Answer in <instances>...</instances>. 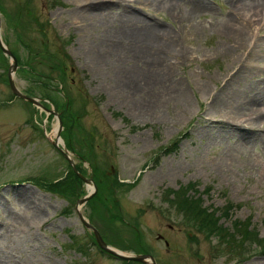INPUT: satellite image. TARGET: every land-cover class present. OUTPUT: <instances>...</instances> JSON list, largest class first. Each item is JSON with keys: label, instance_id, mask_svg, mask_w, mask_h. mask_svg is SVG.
Returning a JSON list of instances; mask_svg holds the SVG:
<instances>
[{"label": "rangeland", "instance_id": "rangeland-1", "mask_svg": "<svg viewBox=\"0 0 264 264\" xmlns=\"http://www.w3.org/2000/svg\"><path fill=\"white\" fill-rule=\"evenodd\" d=\"M246 1L0 0L13 82L56 114L12 94L0 49V264H144L107 254L94 231L155 264H264L258 246L222 247L168 201L191 187L230 233L250 218L264 238V0ZM150 28L176 41L173 56L157 53ZM41 40L61 75L41 70L49 80L38 86L20 69ZM57 131L90 181L73 172L74 192L49 188L73 171ZM182 135L175 153L155 159ZM104 175L122 185L111 192ZM85 198L78 210L91 228L78 218ZM232 236V246L246 243Z\"/></svg>", "mask_w": 264, "mask_h": 264}, {"label": "trees", "instance_id": "trees-1", "mask_svg": "<svg viewBox=\"0 0 264 264\" xmlns=\"http://www.w3.org/2000/svg\"><path fill=\"white\" fill-rule=\"evenodd\" d=\"M20 15L17 16L16 20H18ZM22 24V19L16 23V26L20 28ZM36 25V24H35ZM41 27V26H40ZM41 33L42 31L39 30ZM31 44L32 41L30 42ZM39 48H30L31 54H32V60L33 65L26 68H21L20 70L22 73H24L27 77L35 76L37 77L38 81L37 85L41 86L45 84L49 78L46 74H43L41 70H50L53 72H57L59 75H61V62L50 52L49 45L44 42L40 41ZM48 70V71H49ZM67 96V95H66ZM70 101L73 102L71 99L68 100V105L70 107ZM184 139V135L181 137L175 139L172 144L166 148V150H162L161 154L159 156H156L155 159H158L160 156H166L172 153H175L178 150L180 141ZM154 159V160H155ZM104 178L106 179V189L111 187V192L114 186L116 185H122L120 183L116 176H112L111 178H108L104 175ZM42 181V180H41ZM47 182V181H44ZM81 182L78 180V178L75 176L73 171L69 170L67 177L62 178L56 182H51L49 185V188L51 191L62 194L66 191L74 192L77 187H80ZM128 187H132L133 184H127ZM192 188H186V189H180L175 194V199L171 201L172 199H168V201L176 206V209L181 210L183 213H186L187 216H190L195 222H196V228L199 232L204 234L208 239L214 240L218 242V244L222 247H230V248H240L243 249L246 245H252V246H258L259 247V254L264 256V238H260L259 234L251 229V219L248 218L245 222L242 224H238V231L234 230V234L230 233L229 230L223 228L221 225L218 224L217 220L214 219L212 214L207 213L204 209L200 206L199 198L196 197L195 193L191 194ZM167 194V197L172 196V192L169 190H166L165 192ZM92 203H102L99 201V199L91 200ZM108 213L113 212L108 210ZM225 216L227 215V212L225 210ZM230 234V236H229ZM240 234L243 242H246L242 246H232L231 242L226 241L228 237L235 239V237H231V235H238ZM136 248H139L140 253H147L141 246L138 240H136ZM246 249H243V251ZM242 251V252H243ZM124 263V262H123ZM125 264H128V262H125Z\"/></svg>", "mask_w": 264, "mask_h": 264}, {"label": "water", "instance_id": "water-1", "mask_svg": "<svg viewBox=\"0 0 264 264\" xmlns=\"http://www.w3.org/2000/svg\"><path fill=\"white\" fill-rule=\"evenodd\" d=\"M1 23V21H0ZM0 49L2 51V53L10 58L11 60V64L9 66V70H8V84L9 87L11 89V92L14 96L27 101L31 104H33L34 106L46 111L48 114H53L56 115L54 111H47L37 100L29 98L28 96L23 95L15 86L12 76H13V72L16 70L17 68V60L14 57V55L11 53V51H9L7 49V47L4 45L2 38L0 37ZM59 129H60V123L58 124ZM59 132L57 131L56 137H55V142H54V146L63 154V156L68 160L69 164L72 167L73 172L76 174V176L82 181L84 182V184H87L88 182H90L89 180H86L84 177H82L81 175L78 174L76 167L74 166V162L64 153L65 151H62L58 146H61V140L59 137ZM88 200V198L86 199H81L78 200L77 202V212H78V218L80 219V221L82 222V224L85 227H89L91 228V226L88 224V222H86V220L83 218L82 214L79 213L78 207L81 205H83L84 203H86ZM80 206V207H81ZM94 235L96 236V242L99 246V248L101 250H103L104 252H106L107 254H110L111 256H114L117 259H121L124 261H133V262H138V263H144V264H155L154 260L152 257L148 256V255H127V254H123L109 246L106 245V243L103 242V240L101 239V237L96 233V231H94Z\"/></svg>", "mask_w": 264, "mask_h": 264}, {"label": "bare ground", "instance_id": "bare-ground-1", "mask_svg": "<svg viewBox=\"0 0 264 264\" xmlns=\"http://www.w3.org/2000/svg\"><path fill=\"white\" fill-rule=\"evenodd\" d=\"M246 1V0H245ZM257 1V0H256ZM247 2V1H246ZM200 3H201V1H200ZM249 4V3H248ZM251 5H249V7H250ZM52 8H53V6H52ZM123 20V19H122ZM143 21H141V20H136V25H141L142 27H143ZM144 28V27H143ZM119 30V29H118ZM145 34V36L147 37V39H148V42L150 41V42H152V43H156L157 41H159L157 44H152V46H153V48H156V50H157V53L158 54H162V55H165L163 52L164 51H166L167 52V54H170V55H172V53H174L175 51H177L176 50V41H172V39L170 38L169 40H167V38L165 37V34L163 33L162 35H161V33L160 32H158V31H155V30H153L152 28H150V29H147L146 30V32L144 33ZM170 36V35H169ZM238 37L239 38H241L240 40H242L243 38V35H241V34H239L238 35ZM104 38V37H103ZM72 41V40H71ZM70 41V42H71ZM166 47V48H165ZM162 48H165L163 51H162ZM176 55V54H175ZM173 56V55H172ZM171 58V57H170ZM173 58H176V57H173ZM172 59V58H171ZM115 62V61H114ZM116 63V62H115ZM118 69V68H117ZM117 71V70H116ZM239 82V81H238ZM188 101V100H187ZM186 101V102H187ZM188 103V102H187ZM189 105V104H188ZM187 105V106H188ZM239 114H240V116L238 115V114H236V113H234L233 114V121L232 122H230V123H232V124H238L236 121H237V118H239V117H242V118H244V117H246L243 113H241V112H239ZM250 119H252V120H261V118H259V117H257V116H254V117H250Z\"/></svg>", "mask_w": 264, "mask_h": 264}]
</instances>
